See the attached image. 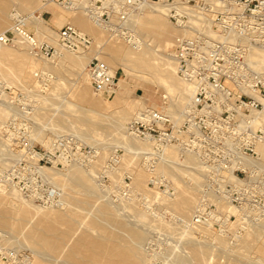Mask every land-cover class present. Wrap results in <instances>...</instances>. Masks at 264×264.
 Returning <instances> with one entry per match:
<instances>
[{"label": "rangeland", "instance_id": "obj_1", "mask_svg": "<svg viewBox=\"0 0 264 264\" xmlns=\"http://www.w3.org/2000/svg\"><path fill=\"white\" fill-rule=\"evenodd\" d=\"M27 7L29 10H27ZM16 9H19L24 17H27L34 12L35 15L42 20V30L44 33L53 38H56V34H58L59 31L70 21L79 30L93 39L94 45L92 49L87 52V59L93 57L97 52L102 56L100 60L106 61L108 58L107 64L111 63L110 65L113 70L118 71V81L115 90H111V92H108L107 90L97 91L91 84L87 74L86 68L88 66V61L86 62L87 64L85 63V68H82L79 59H77V63H74L69 60V57H67L72 55L75 58V56L79 55L84 59L83 55L80 53H70V50L68 51L67 49L63 51V54H66V56L58 55L54 52L53 56L48 57L47 60L44 61L45 58L33 57V55L29 53L27 46L24 47L19 45L18 41L13 45H2L3 49L7 51L5 53H0V82L4 84V88L0 91V108H6L7 110L5 111L7 114L0 116V166H3L6 171H10L17 165L16 159H18L19 153L12 143L10 144L14 149L12 150L13 153L10 155L4 154L8 147L6 146L3 132L4 124L9 121L10 118L16 116L17 119L26 120L30 127L29 132L35 142L34 145L38 150L43 151L44 153L48 152L49 148L52 146V142L57 137L74 136L78 141H81V144L85 147L84 155L77 150L76 147L67 143L65 145L63 144L64 146L58 149L57 154H63V156L68 157V159H65V161L60 159V163L57 165L52 163L48 164L47 168L59 169L58 172L61 171L59 173H62L64 178V175H67L69 170H71V166H78L79 170L83 171V173L86 172V174H89L90 170H93L91 171L92 173L90 172L93 175L90 176V174H87V176H89L92 181L95 178L93 185L95 184L98 190L96 193H87L85 189H83L85 187L78 188V186L70 182L68 177H66V180L61 177V179L64 180L62 182L63 184L65 182L67 183L68 178V184L65 183L62 185L60 184L61 181L57 184L58 182L55 183L52 176H47V174L46 176H39L38 173L27 167L18 166L17 173L21 180L35 191L42 193L47 190V185L49 184L55 188L57 186V189L62 190L65 196V205L58 208L53 207L56 208V210L51 211L50 213L69 214L71 216H69L70 218H67L65 222L52 216L37 218L35 221L36 234H33L31 233L32 228H27L31 217L33 216V211L29 207L24 206L21 202L7 200V194L3 193L2 189H0V264H59V261L61 262L60 264H63V260L67 257L66 255H68L69 252H72V247L84 248L77 252L79 257H91L94 253L88 251V247L85 248V245H78V236L76 232H85V234L91 235L95 238L113 234L118 243L121 245H129L133 240L131 231L134 229H139L140 231L145 230L143 231L145 236L141 244V251L147 254L150 259L153 258L151 264H168L169 262L171 264L177 258L180 261L179 264H200L201 262L196 261L194 258L190 245L187 246L189 238L182 235L183 227H185L186 224L181 222L178 209L173 208L171 204H166V201L159 202L158 199L155 198L156 195H154L155 191L163 194L165 193L167 195H165V200H167L166 197H168L169 203L173 198L177 197L180 192H182V187L184 185L183 181L185 180L183 178L182 180L180 176L177 175V172L172 170H158L157 164H159V161L154 165L155 169L157 168V171L153 172L151 167L149 168L148 165H146L145 155L138 159H134L124 147L122 148V146L119 145L120 148L118 146L116 143L118 141V136L102 126V121L105 118L110 116L112 118L116 117L115 114L119 112L121 106L126 105V103L137 107L138 105L145 103L146 106L157 109L168 107L169 99H163V96L166 95L165 89L158 83L156 77H136L135 72H137L138 69L131 61H127L130 70L126 73L125 69L121 66V64L124 63L123 60L125 59V54L123 53L115 58L111 53V50H109V47L122 46L124 47L123 50L126 51L130 49V45L117 39H109L108 32L95 25L92 18L87 16L85 12L80 11L78 13H72L66 8H62L55 3H46L44 0H0V19L3 18L6 21L5 27L0 28V34L12 28L14 22L10 15L16 13ZM48 10H51L55 14V17L53 14L47 13ZM74 14H76L75 19L72 21ZM85 21L94 25L95 28L98 29V32L96 34L85 32L81 26V23ZM24 23L29 31L41 40H44L45 42L47 41L55 51L57 50L55 44L36 34L35 27L31 24L30 20H25ZM169 23L171 22L169 21ZM171 26L174 29L172 23ZM52 32H55V36H53ZM177 35L178 34H173L174 37L171 36L170 46L167 45L166 47L167 54L169 53L173 40ZM44 66L45 68H42ZM82 71L85 72L83 73ZM20 95L24 97L22 107L27 109V114L21 113V105L18 106L14 102V98H17ZM10 106L12 108H10ZM87 112L89 114H87ZM90 113L99 117V119L102 120H100L101 123H98L97 125L94 124L95 126L92 124L91 126V123L85 120V115H90ZM116 115H118V113ZM132 117L134 118V116H131V119L125 123L126 129L124 131L126 132H128L127 127L132 121ZM99 124L101 125L99 126ZM36 130H38V132ZM75 130L77 131V134ZM36 132L43 133L45 136H52L53 141H50L51 143L49 142L47 144L42 143L37 139ZM64 132H68L69 134H64ZM70 133H72V135ZM85 135L88 137L85 138ZM14 153L16 156H13ZM114 153L120 155L121 161L118 165L111 167V165H109L110 159ZM182 156H184L183 153H181V157ZM5 157L9 158L4 159ZM1 159H3V161ZM74 159L76 160L73 161ZM7 161H9L10 164ZM138 171H143L147 175L145 182L140 185L135 183V177ZM153 177H160L162 179V184L164 186H162L161 189H156L150 184ZM125 178L130 181L129 183H131L133 187L134 196L131 199H128L130 201L119 199L116 193ZM48 179L50 181H48ZM180 185L181 187H179ZM72 186H76V188L73 187L74 189H72ZM9 188H15V190L21 192L16 187H6L4 189L6 190L5 192H7V190L9 191ZM201 189L202 187L199 188L200 191L198 190L199 192L197 191L196 193L197 200L200 199ZM21 195L27 200V202H32L37 208H42V210L46 211L52 210V207L42 206L40 205L41 203L26 197L23 193H21ZM102 196H104L103 198L106 199V201ZM147 196L153 202V210L150 206L145 205V199L148 198ZM99 197L107 204L99 201ZM107 200L108 202L111 201L110 204L113 205V207H111ZM131 200L133 202H138L139 204L141 203L142 207L143 205L147 206V208L149 207L151 211L154 214H158L160 218L155 217V219H153L154 217L152 218L150 216V220L148 219L146 222L139 221L142 223V225H140V223L135 220V211L128 208L129 206L130 208L132 207L131 204L133 202ZM127 204L130 205L125 207ZM66 205L68 209H65ZM103 205L107 206L109 212L117 217L116 221L110 219V217H105L102 214ZM123 205L125 206L123 207ZM195 210L196 208L191 212L193 216ZM119 213L120 215H118ZM121 213L124 215L125 220H123ZM193 216H190L189 218L190 224L192 223ZM158 218L160 220H157ZM133 219L135 221H131ZM235 220L236 216L234 215L231 223L228 225L230 228H227L229 232L226 231L227 233L225 232V235H223V237L231 244L235 242L233 240L235 239V231H241L245 234L244 229H241L243 227L239 225L232 226ZM159 221L161 222L159 223ZM162 222L166 224H163ZM132 223L134 225L138 223L136 228ZM161 223L166 226H163L165 227L164 229L160 226ZM169 227H171L170 229L172 231ZM173 227H176L175 230L177 229L176 231H179V234L172 229ZM191 227H194V224ZM257 228L260 230L258 229L259 232L257 230V239L254 240V243L252 242V247L247 249L242 242L237 243L238 241H236L235 244L237 243V247L235 250L238 252L233 254H224V252L217 251L215 248L213 249V254H217V256H215V260L209 264H264V228L263 225H259ZM173 231L176 233V236ZM211 231L218 235H220L221 232L219 228L214 229L212 226ZM55 235H59V238L56 239V237H54ZM10 236H12V240L16 238L14 240L15 243H10V241H12ZM221 236H219V238H222ZM56 240H58V248L54 249ZM51 243V246L48 245ZM12 244H17L16 246L19 248L12 246ZM65 244H69L70 246L69 251H67L66 254L63 252ZM149 244H151V247H149ZM177 245H179V247ZM36 250L42 252L40 253L41 257H38L39 255L37 254V256L34 253ZM155 258L157 260H155ZM192 260H194V262ZM71 264L81 263L73 261ZM201 264H208V262Z\"/></svg>", "mask_w": 264, "mask_h": 264}, {"label": "built area", "instance_id": "obj_2", "mask_svg": "<svg viewBox=\"0 0 264 264\" xmlns=\"http://www.w3.org/2000/svg\"><path fill=\"white\" fill-rule=\"evenodd\" d=\"M62 8H80L87 16L104 27L109 36L137 47L140 42L130 28L131 17L145 6L161 7L170 22L181 30L173 40L169 57L177 74L193 90L182 123L176 124L163 109L148 107L128 124L129 133L153 144L145 155L148 167L154 171L159 155L169 146L182 152H193L202 165L203 186L195 210L194 225H211L227 230L234 215L219 205V198L235 206L241 213V227L264 218V65L255 58L264 52V0H44ZM13 27L0 35V44L13 45L24 41L35 57L53 56L54 48L40 41L28 30L25 21L13 13ZM59 42L75 53L92 49L93 39L71 24L58 33ZM91 84L97 91L115 90L118 71L94 57L87 67ZM4 84L0 82V91ZM22 95L14 98L22 107ZM164 100L168 98L164 95ZM22 107L21 113L27 114ZM4 137L18 150L13 170L0 166V189L16 187L26 197L42 206L63 207L64 192L52 185L42 193L24 183L17 167L46 176L48 164L57 165L58 149L66 143L83 155L85 147L74 136L57 137L48 152L40 151L26 120L16 116L4 126ZM64 144V145H63ZM74 159L73 161H75ZM114 153L111 167L120 163ZM124 179L116 191L119 199L134 196L132 184ZM150 184L161 189L162 179L153 177ZM152 201L145 205L152 209ZM227 219V220H226ZM237 221V217L235 222ZM234 222V223H235ZM151 247V244H149Z\"/></svg>", "mask_w": 264, "mask_h": 264}, {"label": "bare ground", "instance_id": "obj_3", "mask_svg": "<svg viewBox=\"0 0 264 264\" xmlns=\"http://www.w3.org/2000/svg\"><path fill=\"white\" fill-rule=\"evenodd\" d=\"M27 10H29L28 7H27ZM67 10L72 12V13H78L80 11H83L80 8H73V9H67ZM15 11L17 12L18 15H21L23 17L24 21L25 20L31 21V24L35 27L36 34L38 36H40L41 38H46L49 42L56 45V47H57L56 53L58 55L66 56V54H63V51L67 50V48H65L59 42V35L56 34V38H53V37L46 35V33H44V31L42 30L43 25H42V20L40 17H37L34 12H32L29 16L24 17L21 14V12L19 11V9H16ZM75 15L76 14L73 15L72 21L75 19ZM11 16L13 18L15 16V14L12 13L10 15V17ZM167 19L168 18L165 14V11L161 7H159V6H145V7H143L139 12L135 13L131 17V20H130V28L132 29L133 33L135 34L137 40H139V42H140L139 46H137V47L130 46V49H128L126 51L123 50L124 47H122V46L121 47L113 46L111 48L109 47V50H111V53L115 56V58L119 57L123 53L125 54V57H124L125 59L123 60L124 63H122L121 66L125 69L126 73H128V71L130 70V68L127 64V61H131L137 66V69H138V71L135 72L136 77H140V78L141 77H146V78H155L156 77L157 78L158 83L165 89V92H166L165 96L169 99L168 100L169 106L168 107H162V109L171 115V117L173 118V120L176 124H180L184 119L185 109L191 101V98L193 95V90L189 86V84H187L177 74L176 67H175L173 61L169 57V54L166 53L167 45L170 46L171 36H173V34L179 35L181 33V30L178 29L176 26H174V29H173V27L171 26V23H169L170 20L168 19L169 20L168 21ZM68 24L73 25L70 21L68 22ZM94 24L97 25L98 27H101L102 29H104V27L99 25L96 21H94ZM5 25H6V21L3 18H1L0 19V28L5 27ZM73 26L76 27L75 25H73ZM81 26L85 30V32H87V33L96 34L98 32V29H96L94 25H92L86 21L82 22ZM3 33L4 32H2L0 35H2ZM52 33H53V36H55V32H52ZM38 39L42 42H45L44 40H41L40 38H38ZM109 39H113V38H111V36H109ZM18 43H19V45L26 47V44L24 43V41L19 39ZM2 45L3 44H0V53L1 52L5 53L7 50L3 49ZM70 53H71V51H70ZM80 54L83 55L84 59L79 55L75 56V58L72 55L67 56V57H69L70 58L69 60L74 62V63H77V59H79L80 65H82V68H85L87 61H88V65H89L90 61L94 57H97L99 59H101V57H102L99 52L95 53V55L93 57L88 58V59H87V52L80 53ZM79 57H81V58H79ZM43 58H45V57H42V59ZM255 58L257 59V61H259L260 65H264V52H257ZM45 60H47V58H45L44 61ZM107 60H108V58L106 59V61H104L106 64H107ZM108 64L107 65L113 70V68L110 65L111 63H108ZM43 65H44V63H43ZM42 68H45V66ZM113 72L115 73L116 70H113ZM2 93H4V92H2ZM10 108H12V107L10 106ZM146 108H148V106H146L145 103L138 105V107L130 105L129 103H126V105L121 106V108L119 109V112L116 111L118 113V115H116L117 114L116 113L115 114L116 117H114V118H112L110 116L108 118H105L102 121L101 119H99V117L95 116L94 114H91L92 113V111H91L90 115H87V114H89L87 112V114L85 115V120L88 121L89 123H91V126H92V124H93V126H95L98 123H101V121H102L103 124L105 125L104 126L102 124V126L106 127L105 129L109 130L110 132H112L118 136V141L116 142L118 144V146L121 145L122 148L124 147L126 149V151L133 156L134 159H138L139 157H142L144 155L151 153L154 149V146L151 142L146 141V140H142V139L138 138L137 136H135L129 132L124 131L126 129L125 123H127L131 119V116H134V117L137 116L139 113H141V111H143ZM5 110H7V109L6 108L5 109L0 108V116H4L7 114V112ZM17 112H18V110H17ZM100 125L101 124H99V126ZM72 127H74V126H72ZM73 129H75V128H73ZM52 130H54V129H52ZM36 131L38 132V130H36ZM77 131H79V130H77ZM77 131H76V134H77ZM3 132H4V130H3ZM37 132H36V137L42 143L47 144L50 141L51 142L53 141L52 136H50V135L45 136V135H43V133H40L41 131L39 133H37ZM65 133L66 132H64V134ZM66 134H69V133L67 132ZM70 134L72 135V133H70ZM86 137H88V136L85 135V138ZM82 138H83V136H82ZM5 143H6V146L8 147V149H6L7 151L4 154H9V155L12 154L13 153L12 150H14V149L12 148L11 144L6 139H5ZM105 148H106V146H105ZM260 149L264 153V146H261ZM180 151L181 150L177 146H169V147L165 148L164 151L161 152V154L159 155V160H158L159 164H157V165H158V170L159 169L172 170L174 172H177V175H179L181 179L183 178L185 180V181H183L184 185L182 184L183 185L182 192L179 191L180 194H178L177 197L173 198L169 203H168V201H169L168 197H166L167 200H165V195H166L165 193L163 194L161 192L155 191L154 195H156L155 198L158 199L159 202H165L166 201L167 202L166 204H168V205L171 204V206H173V208L178 209L181 222L186 224V226L183 227L182 235L189 238V241H187V240H185V241L189 242V243H187V246L190 245L196 261H199L201 263H207L208 262V264L212 263L215 260V256H217V254L216 255L213 254V249H215V248H216L215 250L222 251V252H224V254L225 253H227V254L232 253L233 254L235 252H238L237 250H235V248L237 247V243H239V242H242L243 245L245 246V248H247V249L252 247L253 246L252 242L254 243V240L257 239L256 238L258 235L257 233L260 230L259 228H257V226L263 225V228H264V218L261 221L246 225L243 228H241V229H244L245 234L242 233L241 231H237V232L235 231V235H234L235 239H233V240L235 242L238 241L236 244H235V242H233L231 244L229 241H227L223 237V235H225L224 233L228 230H226V231L221 230L220 235H218V234H215L214 232L211 231V225H198V226L194 225V227H191L193 225V223H191L192 225L190 224L189 218H190V216H193L191 214L192 210L194 208H197V206L199 204V200H197V196H196L197 194L196 193L199 190V188H201L203 186L204 171H203L202 165L200 163V160H199V157L197 156V154H195L193 152H182V151L180 152ZM181 153H183V155H184L182 157H185V158L181 157ZM130 154H128V155H130ZM13 156H16L15 153ZM6 158L7 157H5L4 159H6ZM1 160L3 161V159H1ZM7 162L9 163V161H7ZM4 164H6V163H4ZM146 165H147V163H146ZM58 170L59 169H55V168H49V169L44 168L43 172L46 173L47 176L48 175L50 177L52 176L55 183L58 182L57 184H59L60 183L59 181H61L60 184L64 185L66 182L64 184L62 182L64 180H66V177H68L70 179V182L74 183L76 186H78V188L85 187L83 189H85V191L87 193H96L97 192L98 189H97L96 185L95 184L93 185V183L95 182L94 181L95 178L93 177L94 180L92 181L91 178L89 176H87L88 173L87 174H86V172L83 173V171L79 170L78 166H74V167L71 166V170H69V173L67 172L68 174L64 175L65 178L63 177L62 173L61 174L59 173L61 171L58 172ZM91 171H93V170H90V172ZM155 171H157V168L156 169L154 168L153 172H155ZM90 172H89L90 176L93 175V174H91L92 172L91 173ZM60 175H62V176H60ZM59 176H60V178H59ZM61 177H63L64 180H62ZM68 178H67L66 184H68V182H69ZM146 178H147V175L143 171H138L137 175L135 177V183L137 185L143 184L145 182ZM180 178H178V179H180ZM48 181H50V180L48 179ZM76 186H72V189L76 188ZM179 187H181V185ZM56 188H57V186H56ZM2 191H3V193L7 194V197H8L7 200H13V201L21 202L24 206L29 207L33 211V216L31 217V219L29 221L30 225L29 224L27 225L28 229L32 228L31 233H33V234L34 233L36 234L35 221L37 218H40V217L44 218V217L52 216V217H56L57 219L63 220L65 222V220H67V218H70L69 216H71L69 214L66 215V214H59V213H57V214L50 213L51 211L56 210V208H53V207H52V210H49V211L42 210V208L41 209L37 208L36 206H34V204H32V202H27V200H25V198H23V196L21 195V192L15 190V188L14 189L9 188V191L7 190V192H5L6 190H4V189H2ZM100 197L98 198L99 201H101V202H104V200L106 201V199L103 198L104 196H102V198L104 200L103 199L101 200ZM135 200H136V198H135ZM128 201H130V200H128ZM107 202H108V200H107ZM110 202H108V203L110 204ZM218 202H219V205L222 208H224L226 210V212H228L229 215H235L237 217V221L232 226H235L236 224H241L240 223L241 213L237 207L232 206L231 204L227 203L223 198H219ZM105 204H107V203H105ZM130 204H131V202H130ZM130 204H127V206H125L126 205L125 204V205H123V207L124 206L128 207V205H130ZM131 206H132L131 208H130V206L128 208L135 211L136 222L137 221L138 222L139 221L140 222H146V221H148L150 216L152 218L154 217L153 219H155V217L156 218L159 217V215L154 214L149 207L147 208V206L143 205V207H144L143 208L141 206V203L139 204L138 202H133L131 204ZM65 207H66L65 209H68L67 205ZM111 207H113V205H111ZM59 209H63V208H59ZM124 210H125V208H124ZM102 214L105 217H110V219H112V220H115V221L117 220V217L114 216L111 212H109V209L107 208V206L103 205ZM118 215H120V213ZM121 216L123 217V220H125L124 215H122V213H121ZM159 218L157 220H160ZM135 220L133 219L131 221H135ZM160 222L161 221H159V223ZM133 223H132V225H134ZM162 223L160 224V226H162V228L164 229L166 226L162 225ZM163 224H166V223H163ZM136 225H134L135 228H136ZM140 225H142V223H140ZM169 225H170V223H169ZM163 226H165V227H163ZM170 228L171 227H169V229ZM175 228L176 227H173L172 229L175 230ZM228 228H230V227H228ZM257 230H258V232H257ZM143 231H145V230H143ZM143 231H140L139 229L132 230L131 234H132L133 240H132L131 244H129V245H121L120 243H118V241L115 240V236L113 234H108L107 236H100V237L95 238V237H92L91 235L85 234V232H83V233L82 232L81 233L76 232V234L78 236L77 237L78 245H82V246L85 245V248L88 247V251H92L94 253V255L91 257L85 256V258H84V256L79 257L77 255V252L83 250L84 248L72 247L73 248L72 252H69V254L66 255L67 257L65 258V260H63V264H71L73 261H77L78 263H81V264L82 263L83 264H151L153 258L150 259L147 256V254H145L141 251V244H142V241H143L144 236H145V233ZM177 232L179 234V231H176V233ZM4 233H6V232H4ZM173 233H175V232L173 231ZM176 233H175V236H176ZM221 234H222V236H221ZM261 234H262V232H261ZM175 236H174V238H175ZM184 236H183V238L185 239ZM219 236H221L222 238H219ZM54 237H56V239H57V238H59V235H55ZM10 238H11V240L13 239L12 236H10ZM183 238H181V239H183ZM14 240H12V241L9 240V241H10V243L11 242L15 243ZM16 242H18V241H16ZM174 242H176V241H174ZM211 244H213V245H211ZM16 245L17 244H14V245L12 244V246H14V247ZM48 245L51 246L52 243L48 244ZM177 246L179 247V245H177ZM16 247H18V246H16ZM20 247H21V245H20ZM145 247H144V249H145ZM57 248H58V240H56L55 246H54V249H57ZM69 248H70L69 244H65V246L63 248V252L66 254L67 251H69ZM34 253L36 255L38 254L39 255V256L37 255L38 257H41L40 253H42V252H39L36 250ZM43 254H42V257H43ZM80 255H82V254H80ZM221 255H223V254H221ZM45 257H47V256H45ZM46 259H48V258H46ZM155 260H157V259L155 258ZM192 261L194 262V260H192ZM179 262L180 261L177 258L171 264H179ZM60 263L61 262L59 261V264ZM182 263H183V261H182ZM168 264H170V262Z\"/></svg>", "mask_w": 264, "mask_h": 264}, {"label": "crops", "instance_id": "obj_4", "mask_svg": "<svg viewBox=\"0 0 264 264\" xmlns=\"http://www.w3.org/2000/svg\"><path fill=\"white\" fill-rule=\"evenodd\" d=\"M47 13H51V14H53L54 17H55V14H54L51 10H48ZM43 19H44V18H43ZM44 21H45V19H44Z\"/></svg>", "mask_w": 264, "mask_h": 264}]
</instances>
